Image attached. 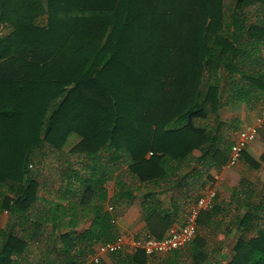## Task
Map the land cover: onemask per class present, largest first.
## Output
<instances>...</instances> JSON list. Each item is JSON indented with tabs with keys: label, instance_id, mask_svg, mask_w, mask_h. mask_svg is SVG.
<instances>
[{
	"label": "trees",
	"instance_id": "1",
	"mask_svg": "<svg viewBox=\"0 0 264 264\" xmlns=\"http://www.w3.org/2000/svg\"><path fill=\"white\" fill-rule=\"evenodd\" d=\"M251 2L264 20V0ZM248 3L0 0V264H105L90 257L120 236L136 184L150 186L144 235L179 227L202 170L214 177L228 160L238 123L221 110L264 98V22ZM257 139L264 129L241 161L258 173ZM152 189L169 194L166 206ZM218 194L193 241L162 264H264V180ZM107 256L155 264L140 249Z\"/></svg>",
	"mask_w": 264,
	"mask_h": 264
},
{
	"label": "built area",
	"instance_id": "2",
	"mask_svg": "<svg viewBox=\"0 0 264 264\" xmlns=\"http://www.w3.org/2000/svg\"><path fill=\"white\" fill-rule=\"evenodd\" d=\"M263 129L264 98L260 104L259 113L254 123L237 133L234 143L230 148L228 160L224 165L226 171L233 169L238 165L241 161L242 152ZM214 179L219 181L218 176H215ZM215 195L216 190L209 189L204 195L198 197L195 203L189 207L184 223L175 230L166 233L163 238L156 239L146 234L141 240L137 241L134 238L126 239L121 235L116 241L99 246L97 253L90 257V261L97 263L100 257L124 249L126 245H129L130 251H134L135 249L142 250L147 257L163 255L187 247L196 235L197 221L200 213L212 208Z\"/></svg>",
	"mask_w": 264,
	"mask_h": 264
},
{
	"label": "crops",
	"instance_id": "3",
	"mask_svg": "<svg viewBox=\"0 0 264 264\" xmlns=\"http://www.w3.org/2000/svg\"><path fill=\"white\" fill-rule=\"evenodd\" d=\"M236 1L237 0H223V3H224L225 8L229 10L235 6ZM248 1H249V3L247 6V10H248V13L251 12L250 13L252 15V16H250L251 21L252 22H259V23L264 22L263 12H262L260 5L259 4H253L251 2L252 0H248ZM261 55H262V60L264 63V49L261 50ZM260 104L255 106V107H249L243 103H238V104H235L233 106L223 108L221 110V113H222L221 118L222 119H223V114H225V117L223 120H225V121H232V120L237 121L238 128H237V132L235 134V138H236L237 133L240 130H242L243 128L250 126L254 123V121H255L256 117L258 116V113H259ZM235 138H234V140H235ZM256 156H259V154H256ZM222 169H224V166L222 167ZM220 172H221V175L226 173V171H224V170H220ZM220 172H219V174H220ZM215 176H218V174ZM214 177H212L211 182H214V184H213V188L212 187L211 188L216 190V192H217V185L220 182V175L218 176L219 181L214 179ZM111 184H112L111 189H108V192L110 195L113 194L114 182L112 181ZM132 188L136 189V192L134 193V201L132 202L131 207L128 209V211L125 213V215H123L117 222V227H118V231H119L120 236L122 235L126 239H131V238L135 239L136 236L144 235L143 230L145 228V222H144L142 214H141V205L144 201V197L147 195V193L150 189V186H139L138 184H136ZM205 189H208V188L206 187ZM152 190L156 193H160L158 197L160 200H162L164 202V206H166V201H167L169 194L166 195V194L161 193L160 189H152ZM206 192H207V190H205V193ZM193 204L189 205V207L192 206ZM189 207H188V209H189ZM6 217L8 218L7 214H6ZM184 221L185 220H182L178 226H181L184 223ZM5 226H6V224L4 225V227ZM4 227H0V228H4ZM125 249L130 251L129 245H126ZM100 259L105 264H113L110 261V259L108 258V256H102V257H100ZM148 259H149V262H155V264H162L163 260H164V258L160 257V255H156V256H153V257L148 258Z\"/></svg>",
	"mask_w": 264,
	"mask_h": 264
},
{
	"label": "rangeland",
	"instance_id": "4",
	"mask_svg": "<svg viewBox=\"0 0 264 264\" xmlns=\"http://www.w3.org/2000/svg\"><path fill=\"white\" fill-rule=\"evenodd\" d=\"M2 33L3 34L6 33V30L3 29L0 32V34H2ZM224 117H225V114H223V119H224ZM72 143L73 142L68 144V146L64 147L65 149H63V150L67 151L69 149V146ZM255 145H256L257 149L263 148V146H264L260 139L256 140ZM39 162H40V153L39 152H35L33 157H32V160H31V171H32L33 174L38 172L40 174L39 176L42 177V175H45V174L42 173V169H41V171L39 170V168H38V166L40 165ZM45 166H47V165H45ZM49 170H50V168L48 169L47 172H49ZM221 170H223V169L221 168ZM202 171H203L202 172L203 176H202V179L200 181L201 182V184H200V196L204 195L205 190L212 189L213 188V184H214V182H211L212 181L211 174H212L213 171H211L209 173H208V171L206 173L204 171V169ZM224 171H226V170L224 169ZM50 174H54V172L51 171ZM219 175H220V182L217 185V192L219 193L218 195H220L222 197H226L225 199H227L230 196L232 188L237 187L238 184H239V180L242 179V178L246 179L250 183L254 184L257 187V189L260 188V186L262 185V182L264 180V170H261L258 173L257 172H253V171H249L242 161H240L235 168L226 171V173H224L222 175H221V172H220V174L218 173V176ZM111 187H112V184L108 183L107 184V189H111ZM206 187L208 189H205ZM230 213H232V211H230ZM1 216H0V227H4V225L7 222L6 213L2 214ZM234 235H235L234 232L231 233L225 239V242L223 243V252H224L225 255H227L230 252V250H231L232 238H233ZM219 239H222V236H219Z\"/></svg>",
	"mask_w": 264,
	"mask_h": 264
}]
</instances>
